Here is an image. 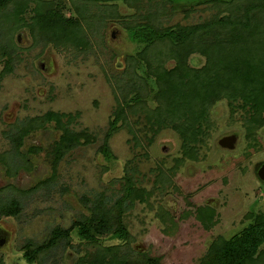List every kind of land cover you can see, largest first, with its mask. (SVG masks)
Instances as JSON below:
<instances>
[{
	"label": "rangeland",
	"instance_id": "374dc122",
	"mask_svg": "<svg viewBox=\"0 0 264 264\" xmlns=\"http://www.w3.org/2000/svg\"><path fill=\"white\" fill-rule=\"evenodd\" d=\"M77 1L89 12L87 45L80 49L45 44L26 29L14 31L17 35L22 30L14 47L9 36L16 23L7 17L11 7L0 15V198H17L21 207L17 216H0V264H88L109 245L121 251L128 247L138 264L148 258L158 264H203L215 238L230 239L257 214L264 215V181L257 175L264 164V127L246 138L243 113L231 111L224 99L216 101L210 111L213 126L200 143L198 158L175 162L182 139L172 128H150L128 110L127 124L117 121L114 129L111 122L117 98L128 84L127 57L143 48L130 40V27L150 23L156 15L162 27L191 26L212 18L219 9L212 0ZM61 9L65 16L74 15L70 0H64ZM29 16L30 11L23 13L26 21ZM5 51H11L12 71L1 76ZM203 61L197 53L188 59L192 66ZM173 65V60L165 63L167 68ZM137 71L145 72L142 67ZM134 99L131 95L129 103ZM147 101L155 105L152 98ZM48 111L64 113L69 129L89 136L63 155L54 177L51 150L60 133L54 121L24 137L20 151L27 161L16 155L6 158L13 152L7 132ZM110 129L107 146L112 158L107 160L99 148ZM232 133L238 136L237 147L220 148L217 140ZM159 170L172 178V186L155 183ZM127 174L151 193L122 215L126 239L107 234L95 246L74 232L71 244L62 240L36 260H25L23 245L41 244L55 227L67 229L90 216L97 201L112 207ZM30 188L34 189L26 192ZM204 206L213 209V224L197 217Z\"/></svg>",
	"mask_w": 264,
	"mask_h": 264
},
{
	"label": "trees",
	"instance_id": "16d2710c",
	"mask_svg": "<svg viewBox=\"0 0 264 264\" xmlns=\"http://www.w3.org/2000/svg\"><path fill=\"white\" fill-rule=\"evenodd\" d=\"M30 3L34 5L30 6ZM70 4L73 16L63 13L61 8L64 0H0V15L11 7L7 17L16 23L10 26L11 44L14 46V43H19L14 34L16 30L26 29L34 38L42 37L45 44L79 49L86 46L89 12L77 0H70ZM212 4L219 9L218 13L201 23L191 26L177 23L172 27H162L156 15V19L150 23L133 24L129 29L130 40L142 43L143 48L127 57L124 73L128 77V84L121 98H117L118 105L113 113L111 127L115 129L117 121H121L122 125L127 124L128 110L131 115L143 118L150 128L157 125L172 128L182 139L181 156L175 162L198 158L200 143L209 136L213 126L210 111L216 101L224 99L231 111L240 110L243 113L246 138H253L255 132L264 127V0H212ZM27 10L30 11L29 21L23 17ZM195 53L204 57L199 66L188 63L190 56ZM170 60L174 61V65L165 67V63ZM141 67L145 70L143 75L137 71ZM11 71V51H5L1 76ZM131 95H135V99L130 104ZM148 98L153 99L154 106L148 104ZM65 116L64 113L48 111L14 125L7 132L14 153H8L6 158L15 159L16 155L27 161L20 151L24 137L54 121L60 131L51 150L54 177L63 155L80 144L81 137L89 138L86 132L69 129L63 123ZM111 133L112 129L99 148L107 160L112 158L107 146ZM0 159H3L2 155ZM18 166H21L20 163ZM173 168L171 172L175 171ZM124 181L120 196L112 207H104V200L97 201L90 216L76 220L67 229L55 227L41 244L23 245L21 248L25 260H36L39 255L62 243V240L71 244L74 232L78 239L95 246L98 238L107 234L126 239L122 215L135 201L145 202L151 192L135 182L133 174H127ZM43 182L45 180L39 184ZM155 183L164 187L168 184L172 186L173 181L167 173L159 170ZM20 211L17 198H0V216H17ZM213 214L212 208L204 206L198 210L197 217L204 224H213ZM202 261L203 264H264V215L257 214L251 224L230 239L215 238ZM141 262L139 264H158L154 258ZM88 264L138 263L132 259L128 247L121 251L120 247L109 245L103 246Z\"/></svg>",
	"mask_w": 264,
	"mask_h": 264
},
{
	"label": "water",
	"instance_id": "95a60500",
	"mask_svg": "<svg viewBox=\"0 0 264 264\" xmlns=\"http://www.w3.org/2000/svg\"><path fill=\"white\" fill-rule=\"evenodd\" d=\"M22 32H19L17 34V40L20 42V36ZM236 142H237V137L235 134H228L220 137L217 141L218 145L221 148L228 149V150H234L236 148ZM258 177L264 181V164H262L258 171H257Z\"/></svg>",
	"mask_w": 264,
	"mask_h": 264
}]
</instances>
